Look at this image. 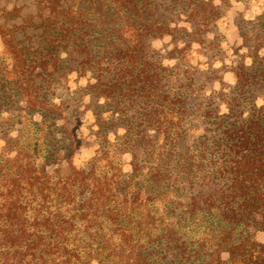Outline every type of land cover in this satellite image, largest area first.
<instances>
[{"label":"rangeland","instance_id":"rangeland-1","mask_svg":"<svg viewBox=\"0 0 264 264\" xmlns=\"http://www.w3.org/2000/svg\"><path fill=\"white\" fill-rule=\"evenodd\" d=\"M61 3L62 7L71 5L69 0ZM133 3L142 10L134 12L135 25L154 27L145 38L149 65L144 72L153 84L157 83L158 97L179 101L178 108L174 109L179 117L178 134L182 138L177 151L198 153L201 141L211 131L220 134L224 127L220 126L222 117L230 124L242 115L247 117L254 106L262 104L264 0H133ZM191 10L195 12L192 15ZM45 17L47 13L40 10L35 0H0V25L14 31L27 64L36 67L31 70L33 75L29 74L35 92H28L25 97L23 88H19L11 74L10 62L3 56L0 40V204L7 178H48L47 203L44 204L48 209L44 213L60 211L63 215L67 206L63 187L72 167L84 173L92 169L106 178L122 171L121 178L126 176L132 182L131 192L135 191L134 183L139 186L144 178H151L149 172L156 163L154 157H148L145 152L150 137H153L152 143L158 145L157 125L161 120L155 116L149 121L145 119L150 105L142 104L138 97V83L131 86L133 94L122 100L125 102H121V106L111 101L115 100L113 96L106 101L99 95L117 73L110 69L109 60L113 49H117L110 38L115 36L113 24L106 26L104 20L90 15L71 39L64 43L60 40L50 48L51 37L57 38L61 29L59 25L45 26ZM85 52L94 60L106 56L105 64H110H104L102 70L106 71H93L94 67L84 65ZM40 63H44V69L40 68ZM29 95L41 104L36 108L28 107ZM172 103L166 101L165 107ZM101 152H107L117 165L109 175H103L109 171L106 162H95ZM93 160L95 164L91 163ZM191 176L183 186H191L194 179L198 185L208 179ZM152 183L155 182L149 180L145 185L148 195L159 192L152 193ZM117 188L116 185L108 195L121 202V196L126 193ZM208 188L206 184L199 190L190 187L183 195L207 192ZM82 197L79 204L85 198ZM40 201L35 200L26 209L27 217H35L36 212L32 210H38L36 204ZM111 203L112 200L107 204L112 207ZM184 215L182 212L181 217ZM199 216L200 225L195 223L197 220L182 223L178 243L168 244L165 239L144 240L138 249L144 251L151 264H180L177 248L191 251L189 247L196 245L203 232L201 225L206 226L211 219L206 213ZM38 218L44 219L42 215ZM77 219L74 228L66 233L69 242L64 244L73 250L67 264H121L102 252L95 238L87 236L92 231L97 234L96 227L91 231L86 226L83 230L85 222L82 217ZM96 220L99 218L94 219L95 225ZM107 228L118 230L112 225ZM121 234L115 232L117 236L112 237V245H117ZM258 239L264 242V235L259 234ZM11 254L0 242V264ZM209 258L201 257L199 264H211ZM183 260V264H192V253ZM213 264H216L214 259Z\"/></svg>","mask_w":264,"mask_h":264},{"label":"trees","instance_id":"trees-1","mask_svg":"<svg viewBox=\"0 0 264 264\" xmlns=\"http://www.w3.org/2000/svg\"><path fill=\"white\" fill-rule=\"evenodd\" d=\"M61 1L35 0L40 10L47 13L43 20L45 26L53 28L59 25L61 29L57 38L51 37L50 48L60 40L64 43L71 39L90 15L104 20L106 26L113 24L115 36L110 38L117 49H113L114 54L109 56V60L110 69L117 73L99 95L106 101L113 96L115 100L111 101L121 106V102H125L122 100L133 94L131 86L139 84L138 97H141L142 104L150 105L145 119L149 121L155 116L161 120L157 125L158 145L152 143L153 137H150L152 139L147 143L145 152L148 157H154L156 165L149 172L151 178H144L139 186L133 184L134 192L130 190L132 182L126 176L121 178L122 171L106 178L92 169L84 173L72 167L63 187V199L67 204L63 215L60 211L44 213L48 209L44 206L47 203L45 187L49 185L48 178H7L0 204V242L12 254L5 258L4 264H32L38 260H42L40 264H67L73 250L64 244L69 242L66 233H70L74 221L80 217L85 222L83 230L86 226L91 231L96 227L97 234L92 231L87 236L95 238L99 249L114 260L121 264H151L144 251L138 249L141 241L165 239L168 244L178 243L182 223L197 220L195 223L200 225L199 215L205 213L211 219L206 226L201 225L203 232L196 245L189 247L191 251L177 248L176 256L181 261L185 257L188 259L192 253V264H199L204 256L210 257L211 264L213 259L216 264H264V242L258 239L259 234L264 235V99L262 104L253 107L251 114L240 116L236 122L226 124L222 117L220 126L224 127L220 134L211 131L201 141L198 153L179 152L177 144L182 138L178 134L179 117L174 110L178 108L179 101L158 97L157 83L153 84L144 72L149 65L145 38L148 30L154 27L135 25L132 20L134 12L142 10L135 8L133 0H69L71 5L68 7H62ZM191 11V15L195 13ZM0 40L3 56L10 62L16 84L23 88L25 97L26 93L35 92L29 74L33 75L31 70L36 67L27 64L24 49L17 42L14 31L0 25ZM52 50L55 52V48ZM84 57V65L94 67L93 71H106L102 70L106 56L94 60L90 53L85 52ZM40 65L41 69L45 68L44 63ZM28 97V107L36 108L41 104L35 101L34 96ZM166 101L173 103L165 107ZM133 157L137 161L138 156ZM94 160L92 164H95ZM102 161L109 169L103 175H109L112 167L117 166L107 152L99 153L95 162ZM202 170L203 175L200 174ZM192 174L194 178L208 179L200 185L194 179L191 186H183ZM149 180L155 182L152 183V193L159 190L157 194H147L145 185ZM205 184L209 186L207 192L183 195L187 188L199 190ZM116 185L118 190L126 193L121 196L123 202H117L108 195ZM82 195L86 199L79 204ZM35 200H41V203L36 204L38 210H32L36 215L30 219L26 216V209ZM110 200L112 207L107 204ZM175 210L181 213L176 214ZM182 212L185 213L183 217ZM39 215L44 219L39 220ZM95 218H99L96 225L93 222ZM109 225L118 230L108 229ZM116 231L122 234L117 245H112L110 241L117 236ZM54 256L57 258L54 259ZM181 261L180 264H183Z\"/></svg>","mask_w":264,"mask_h":264}]
</instances>
